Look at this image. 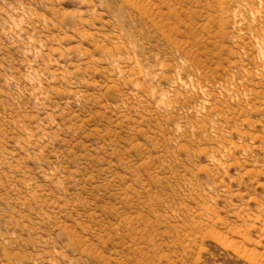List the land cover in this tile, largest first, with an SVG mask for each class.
I'll return each instance as SVG.
<instances>
[{
    "label": "rangeland",
    "instance_id": "1",
    "mask_svg": "<svg viewBox=\"0 0 264 264\" xmlns=\"http://www.w3.org/2000/svg\"><path fill=\"white\" fill-rule=\"evenodd\" d=\"M0 264H264V0H0Z\"/></svg>",
    "mask_w": 264,
    "mask_h": 264
}]
</instances>
